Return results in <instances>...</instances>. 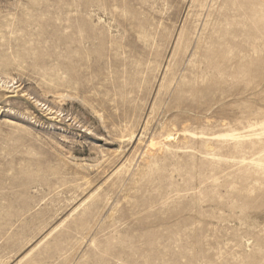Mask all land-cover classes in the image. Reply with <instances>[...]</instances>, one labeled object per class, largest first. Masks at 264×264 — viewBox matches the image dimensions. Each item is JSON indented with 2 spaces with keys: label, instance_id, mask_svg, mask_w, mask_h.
<instances>
[{
  "label": "rangeland",
  "instance_id": "1",
  "mask_svg": "<svg viewBox=\"0 0 264 264\" xmlns=\"http://www.w3.org/2000/svg\"><path fill=\"white\" fill-rule=\"evenodd\" d=\"M0 264H264V0H0Z\"/></svg>",
  "mask_w": 264,
  "mask_h": 264
}]
</instances>
